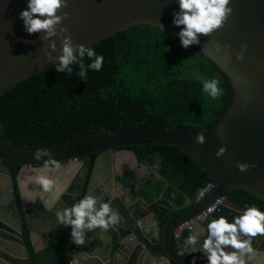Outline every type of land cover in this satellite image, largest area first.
<instances>
[{
  "label": "water",
  "instance_id": "obj_1",
  "mask_svg": "<svg viewBox=\"0 0 264 264\" xmlns=\"http://www.w3.org/2000/svg\"><path fill=\"white\" fill-rule=\"evenodd\" d=\"M133 25L158 27L200 51L228 78L234 93L231 106L212 128L122 126L41 149L21 147L2 138L5 127L0 122V192L4 203L0 201V228L10 225L15 229H8L13 235L8 236L6 245H0V264L7 259L6 254L14 256L20 246L29 264L23 230H17L9 217L15 208L21 220L18 191L24 212L38 205L46 211L48 218L36 219L44 233L61 221L55 236L73 241L71 264H107L113 256L121 258L119 264H264L260 221L254 225L257 230L243 234L244 243L237 251H220V242L212 241L206 231L193 234L184 246L178 244L185 225L201 226V217L218 201L222 203L210 219L228 232L226 241L244 226L242 214L264 217V210L229 199L232 193L245 191L264 201V0H0V96ZM143 146L180 149L214 187L199 201H188L163 228L145 200L127 202L115 197L113 204L104 201L103 209L95 205L99 214L94 218L85 217L88 198L104 176L113 178L124 167L147 169L133 149ZM16 165L22 167L16 180L18 190L10 169ZM74 174L83 179L76 195L86 194L78 222L74 221V211L62 202L68 186L59 185L56 195L47 196L53 183ZM60 206L67 215L59 211ZM104 214L107 216L101 219ZM26 218L30 222L29 213ZM70 225V235H61ZM28 231L32 237H42L31 227ZM81 231L86 235L79 236ZM96 232L105 234L109 244L106 248L94 246L93 252L85 245L90 241L88 234ZM133 237L137 241L129 239ZM115 246L118 252L112 256Z\"/></svg>",
  "mask_w": 264,
  "mask_h": 264
},
{
  "label": "trees",
  "instance_id": "obj_2",
  "mask_svg": "<svg viewBox=\"0 0 264 264\" xmlns=\"http://www.w3.org/2000/svg\"><path fill=\"white\" fill-rule=\"evenodd\" d=\"M233 96L228 78L196 48L158 27L133 25L1 95L0 122L5 127L1 136L21 147L41 149L122 126L212 128ZM133 149L142 162L159 164L168 184L156 180L139 185L162 228L212 183L178 148ZM18 173L19 167L14 168L17 190ZM229 199L264 210V201L245 191H236ZM83 200L84 195L69 204L79 213ZM203 226L210 239H226L227 231L210 218ZM191 238L189 231H182L179 246ZM28 245L31 264H71V240H57L44 256L32 249L29 239Z\"/></svg>",
  "mask_w": 264,
  "mask_h": 264
},
{
  "label": "flooded vegetation",
  "instance_id": "obj_3",
  "mask_svg": "<svg viewBox=\"0 0 264 264\" xmlns=\"http://www.w3.org/2000/svg\"><path fill=\"white\" fill-rule=\"evenodd\" d=\"M93 159L95 160V157H93ZM144 164L147 165V169L142 170L141 168H139V169L132 171L129 167H124V169H122L120 173H117V175L114 176L113 178H109V177L104 176L103 179L101 180V182L99 183L97 189L90 194L88 201H89L90 207L92 209L87 205V207L84 211L85 212L84 216L89 218V219L94 218L97 214H99L97 211H95L96 210L95 205L98 206V210L103 209L104 204H105L104 201L110 200L109 203L113 204L114 201L118 197H119L120 201L123 199V200H126L127 202H139L141 200H144L141 197L139 185H141V184L146 185L149 181H152V182H154L156 180L157 181H164L161 178H159L157 175V174L161 175V173H160L161 166L159 164H154V165H150L148 163H144ZM17 167H19V171L22 168L21 166H18V165L12 166V167H10L11 173H12L13 169L17 168ZM40 181H42V180H40ZM49 185L45 186L44 189L48 190ZM82 185H83V179L74 178L72 180V183H70L68 185L67 189L65 190V193L62 196V202H64L65 205H68L73 211H74V209L69 204V201L79 198V196H77L76 193L79 192ZM17 186H18V184H17ZM167 186H168V184L166 183V187ZM42 187H43V184L40 186V189ZM58 187H59V184H54L53 187L48 192L47 196L52 197V193H55L57 191ZM72 195H74V196H72ZM85 195L86 194H84V197H85ZM1 196H2V193L0 192V201L3 203V200H2L3 198ZM27 196H29V195L27 194ZM27 196H26V192H25L24 197H25L26 201H27ZM115 197H117V198H115ZM31 198H32V194H31ZM21 200L22 199L20 198L19 191H18V204H19V208L21 211V220L18 219L17 214H16L17 210L15 208L12 209L9 217L12 219V222L15 223V227H17L16 228L17 230L19 227H21L23 230V235L25 237V242L27 244V249H28V254H29L28 260H29V264H31V262H30L31 261L30 260L31 259V254H30L31 249L29 248V245H28V239L31 241L32 249L36 253H40L42 256H44L46 254L47 250L51 247V245L54 242H56L59 239L65 238V237H61V238L57 239V237L55 236V233H56L55 231L61 225V223H60L61 221L58 222L57 224H53L54 229H47L45 231V233L42 229H40L37 226L38 221H36V219L48 218L46 211L44 209H42V207H40L39 205H38V207H34V210H31V209L27 210L29 215L31 216L30 222H28V220L26 218L28 213L24 212L23 204H22ZM29 200H30V198H29ZM39 203L43 204L42 202H39ZM30 205L31 204H29L28 206L30 207ZM82 209H83V205L81 206L79 213L74 211V213H75L74 221L75 222H78L81 220ZM0 211H1V207H0ZM59 211H62L63 215H67V212L64 210V206H60ZM55 213H59V212H55ZM106 216L107 215L104 214V215H101L100 218L104 219ZM207 219H209V218H207ZM49 222H50V220H49ZM66 224H69V222H67ZM150 224L154 225V222L151 221ZM102 225L104 226L105 223H103ZM5 227H6L5 229L0 228V237L2 238V239H0V245H2V246L6 245L8 236L13 235V233L9 234L8 229H10L13 232L15 231V229H13V227H11L10 225L5 226ZM29 227L40 232L42 234V237H38V236L32 237L31 233L28 231ZM72 228H73V226H71V225L66 226L64 229V232H62L61 235H63V234L70 235ZM185 230L186 229L183 228L182 231H185ZM186 231H188V230H186ZM81 234L86 235L84 233V231H81L79 233V236ZM180 235H181V233H180ZM180 235L178 236V242L180 239ZM47 238H50V240H48ZM33 239H39V240L43 241L44 248L41 249L40 251H36V245L34 244ZM65 239H67V238H65ZM129 239L131 241H134V239L137 241V239L135 237L129 238ZM52 240H54V241H52ZM139 245L140 244H138V246ZM142 248H144V247L142 246ZM73 249H74V245H73ZM10 252L11 251H8V253H10ZM112 252H113V254H111L112 256L116 255V253L118 252L116 246L113 248ZM6 255L8 257L6 260L3 261V264H26V259L24 258L26 256V252L23 250L22 246H20L19 250L15 253L14 256H11L10 254H6ZM72 257H73V254H72ZM111 259H112V261L110 263H107V264H113L114 262H117L119 264L120 261H122L121 258H115L114 256Z\"/></svg>",
  "mask_w": 264,
  "mask_h": 264
},
{
  "label": "crops",
  "instance_id": "obj_4",
  "mask_svg": "<svg viewBox=\"0 0 264 264\" xmlns=\"http://www.w3.org/2000/svg\"><path fill=\"white\" fill-rule=\"evenodd\" d=\"M50 177L51 176V173H48ZM59 175V173H58ZM75 175V174H74ZM72 176L69 178V179H66V176L61 177V181L59 182H56L59 183V185L62 186L65 185L64 188H66L70 183H72V180L76 177L75 176ZM55 177H57V175H55ZM31 180L32 181V178H28V181ZM64 180V182L62 181ZM32 184H33V181H32ZM55 184V183H53ZM29 185V184H27ZM32 191V189L30 190ZM26 192V191H25ZM32 194V193H31ZM57 193H55L56 195ZM241 218H243L245 220L244 222V226H242L241 228H237L236 230H234L229 238L228 241L223 240V241H218V240H212V241H217V242H220L218 245H217V248L220 249V251H230V252H233V251H237L240 247V244L241 243H244L243 242V234L245 232H253V230H257V228L254 227V225H256L258 222L257 221H260V225L262 226L260 229H258L259 231L263 232L264 233V217L262 214H242L241 215ZM204 222V221H203ZM203 222L201 223V226L197 225V224H194V230L193 232H190L192 235L195 234V235H201L203 234L205 231L207 232V229L205 228V226H203ZM246 227L248 229H246ZM208 235V233H206ZM228 234V232H227ZM90 236V241L85 245L86 248L88 250H92L93 252H96V249L94 250V246H100L101 248H106L107 244H109L108 242V239L106 238L105 234H102V233H97V234H88ZM96 235V237L94 236ZM35 240V241H34ZM33 242L34 244L36 245V251H40L41 249L44 248V245H43V241L39 240V239H33ZM111 254H113V252H111ZM252 261V260H249V262Z\"/></svg>",
  "mask_w": 264,
  "mask_h": 264
},
{
  "label": "built area",
  "instance_id": "obj_5",
  "mask_svg": "<svg viewBox=\"0 0 264 264\" xmlns=\"http://www.w3.org/2000/svg\"><path fill=\"white\" fill-rule=\"evenodd\" d=\"M213 187H214V185H213V183H211L205 189L200 190L199 193H198V197H197V200L196 201H199ZM221 203H222L221 201H218L214 205V207L210 208L208 210V212L204 216L201 217V220L205 221L207 218H210V216L215 212V210L217 209V207L221 205ZM184 229L188 230L189 232H192L194 230V225L193 224L186 225L184 227ZM180 233L181 232H179V235H180Z\"/></svg>",
  "mask_w": 264,
  "mask_h": 264
},
{
  "label": "clouds",
  "instance_id": "obj_6",
  "mask_svg": "<svg viewBox=\"0 0 264 264\" xmlns=\"http://www.w3.org/2000/svg\"><path fill=\"white\" fill-rule=\"evenodd\" d=\"M193 232V231H192Z\"/></svg>",
  "mask_w": 264,
  "mask_h": 264
}]
</instances>
